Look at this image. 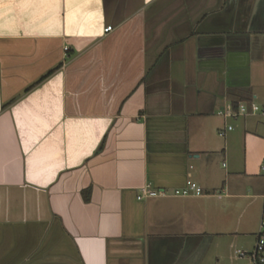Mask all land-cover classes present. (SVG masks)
I'll list each match as a JSON object with an SVG mask.
<instances>
[{
  "label": "crops",
  "instance_id": "1",
  "mask_svg": "<svg viewBox=\"0 0 264 264\" xmlns=\"http://www.w3.org/2000/svg\"><path fill=\"white\" fill-rule=\"evenodd\" d=\"M252 103L264 0H0V264H254Z\"/></svg>",
  "mask_w": 264,
  "mask_h": 264
},
{
  "label": "built area",
  "instance_id": "2",
  "mask_svg": "<svg viewBox=\"0 0 264 264\" xmlns=\"http://www.w3.org/2000/svg\"><path fill=\"white\" fill-rule=\"evenodd\" d=\"M112 30V27H107L105 32H109ZM67 49V48H66ZM264 113V109H262L256 103H252L250 105L241 104L239 106L238 111H233L231 108L227 110H220L218 112L219 115L224 117H238L246 114H257ZM233 130V127L229 125L226 130H221L219 135L221 137H225L228 131ZM262 170L264 171V163L262 165ZM205 195L204 189L198 185L196 182H190L185 188L175 189L171 193L164 189H154L150 185H145L141 188L140 194L138 195V200H142L145 198H158V197H201ZM239 256L244 257L248 255L243 251H237ZM254 264H264V218L261 222V230L258 235V241L252 253L249 254Z\"/></svg>",
  "mask_w": 264,
  "mask_h": 264
},
{
  "label": "rangeland",
  "instance_id": "3",
  "mask_svg": "<svg viewBox=\"0 0 264 264\" xmlns=\"http://www.w3.org/2000/svg\"><path fill=\"white\" fill-rule=\"evenodd\" d=\"M260 106V105H259ZM233 127V125H231ZM263 174V173H261ZM231 256H232V260L234 261L236 259V261L238 260V257L234 254L233 250L231 251ZM243 259H247V258H243ZM244 262H236V264H245L246 263V260H242Z\"/></svg>",
  "mask_w": 264,
  "mask_h": 264
}]
</instances>
